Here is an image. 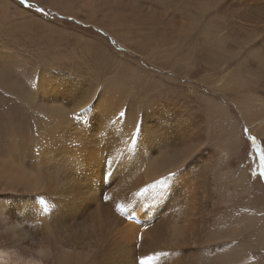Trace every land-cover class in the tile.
I'll list each match as a JSON object with an SVG mask.
<instances>
[{
  "label": "bare ground",
  "instance_id": "1",
  "mask_svg": "<svg viewBox=\"0 0 264 264\" xmlns=\"http://www.w3.org/2000/svg\"><path fill=\"white\" fill-rule=\"evenodd\" d=\"M103 1L79 22L117 49L26 56L0 22V264H264V0Z\"/></svg>",
  "mask_w": 264,
  "mask_h": 264
},
{
  "label": "rangeland",
  "instance_id": "2",
  "mask_svg": "<svg viewBox=\"0 0 264 264\" xmlns=\"http://www.w3.org/2000/svg\"><path fill=\"white\" fill-rule=\"evenodd\" d=\"M86 0H27V4H21L20 0H0V22H16L13 25L16 27V32L23 44V49H21V53L31 54L35 56H41L47 59L54 58L57 55L62 53H66L70 51L72 48L80 49L84 48V45L87 41H95L96 39L102 38L104 42H108L109 44H113L110 36H107L106 33H103V30H98L91 24H80L79 20L86 21V18H101L103 9L105 7L103 0H89L90 7L87 11L83 9V7H79L82 5L83 2ZM93 3V4H92ZM96 6V7H93ZM101 6L99 7V5ZM30 5V7L28 6ZM38 9H43V12L38 11ZM81 15L83 19H75L74 15ZM97 14V15H94ZM73 15V16H71ZM77 16V15H76ZM21 22V23H20ZM26 22V23H25ZM99 22H110L103 18V20H99ZM188 25L194 24V22H185ZM143 26V25H142ZM140 26V27H142ZM22 27H25L22 28ZM111 29H114L115 33H117L122 40L133 38V37H140L138 36V29L133 27L122 28L121 26H112L109 25ZM21 28V29H20ZM123 29V30H122ZM126 29V30H125ZM178 29V28H177ZM147 31V30H146ZM145 31V32H146ZM179 33L190 35L193 32L189 31L188 33L179 31ZM137 34V35H136ZM132 36V37H129ZM156 37V36H155ZM92 38V39H91ZM146 38V37H145ZM144 38V39H145ZM151 38V37H149ZM124 39V40H123ZM67 40V41H66ZM63 42V43H62ZM80 42V43H79ZM85 42V43H84ZM62 43V44H61ZM82 43L84 45H82ZM78 44V45H77ZM110 44V46H112ZM112 48H118L112 46ZM76 49V50H77ZM73 50V49H72ZM113 54L114 52H110ZM119 54V53H118ZM28 56V55H26ZM33 57V56H32ZM136 56L127 54L126 61H128L129 66L123 67V69H128L126 72L133 71L134 73L139 75L140 79L148 77V82L152 83V79H159L158 76H165L163 72H151L148 68H143L149 64H142L141 61H136ZM41 62V61H40ZM38 61V66H41L42 62ZM29 64V63H28ZM40 64V65H39ZM44 65L51 66L52 64L48 65L49 63H44ZM29 66H32L29 64ZM151 66V65H149ZM54 66H51V68ZM53 69V68H52ZM149 74V75H145ZM151 75V76H150ZM184 78V77H183ZM177 83H171L170 85L174 88L178 87ZM182 83L185 85H194L190 83L189 80H181ZM189 83V84H188ZM260 152L263 156L264 154V143L259 144ZM246 155L243 159L246 158V164L248 168V173H251V168H255L257 164V158L260 157V153L258 152L257 148L251 144L248 146L244 151ZM243 153V155L245 154ZM226 154V153H225ZM249 154V156H248ZM264 159V157H263ZM248 160L250 162H248ZM252 164V166L250 165ZM258 173L255 172L250 175L252 180H257ZM133 223L139 225L140 222Z\"/></svg>",
  "mask_w": 264,
  "mask_h": 264
},
{
  "label": "snow or ice",
  "instance_id": "3",
  "mask_svg": "<svg viewBox=\"0 0 264 264\" xmlns=\"http://www.w3.org/2000/svg\"><path fill=\"white\" fill-rule=\"evenodd\" d=\"M21 4H27V0H20ZM30 7V5H28ZM38 11H41L43 12V9H38ZM87 107V106H86ZM86 109L85 108H82L80 109L81 112H84ZM135 127V125H134ZM243 133L246 135L248 133V129L247 128H244L243 129ZM188 158L185 157V158H178L175 162V165H174V169L173 170H170L167 172V174L165 176H162L159 180H157L155 183L156 184H162L165 180L167 179H172L175 175H176V172L183 167V165L187 162ZM154 185H150V187H152ZM141 191H144L143 189ZM137 195H140V193H137ZM37 200L38 201H43V197L42 196H39L37 197ZM117 210L118 211H122V209H120L119 206H117ZM142 239V237H140ZM166 255V254H165Z\"/></svg>",
  "mask_w": 264,
  "mask_h": 264
}]
</instances>
